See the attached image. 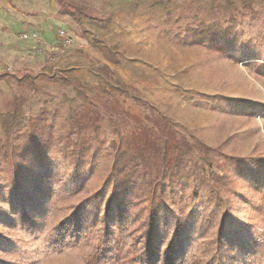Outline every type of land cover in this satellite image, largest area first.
<instances>
[{
	"label": "rangeland",
	"instance_id": "1",
	"mask_svg": "<svg viewBox=\"0 0 264 264\" xmlns=\"http://www.w3.org/2000/svg\"><path fill=\"white\" fill-rule=\"evenodd\" d=\"M47 1L0 0V56L5 59L9 48L19 44L30 57L28 63L24 61L19 65L24 67L22 70L11 69L12 76L0 80V135L3 139L6 137L2 117L13 110L17 96L26 101L22 122L13 129V143L22 141L24 132L30 130V118L38 115L41 108L47 110L46 123L52 127L54 138L73 129L74 117L83 106L98 110L99 139H104V143L97 154L98 161L90 181L77 192L73 201L87 193L97 181H104L105 173L114 162V149L109 143L116 138L119 129L124 132L129 129L117 123V118V121L114 117L111 119V115H117L110 112L109 116L105 111L107 108L79 96L80 91L91 96L95 93L91 87L97 83L105 84L97 70L102 64L99 60L102 53L92 42L95 38L120 51L123 57L117 68L122 78L135 82L146 98L169 115L178 135H186L194 146L198 139L209 146H219V150L210 153L207 163L202 160L201 152L193 151L187 155L204 166L200 167L202 174L229 176L232 161L227 155H240L244 162L257 157L264 159V71L251 68L246 61L233 59L227 52L199 44H185L177 37L182 36L186 28L200 22L228 28L234 21L237 35L232 45L237 44V52L241 53L246 46L250 53L264 56V0H74L86 5L95 16H81L76 21L67 15V18H53L36 26L28 24L26 18L12 7V4L23 7ZM26 24L30 25L29 37L24 39L21 33ZM32 33H38L40 41L31 39ZM1 68L0 64V71ZM27 78L32 85L27 84ZM77 82L88 87L78 91L74 87ZM106 90L108 93L103 97L122 110L123 119L130 127L149 129L152 126L154 121L150 110L130 96L109 91L107 87ZM216 95L222 100L210 99ZM226 98L235 104L236 100H241V109L254 106L258 115L225 110ZM89 131L93 136L91 143L96 142L93 128L90 127L87 133ZM76 134L71 142L61 139L57 143L71 149ZM55 148L51 149L53 154L58 150ZM0 164L4 167L3 170L0 168V180L7 182L11 176L3 153H0ZM62 183L57 184L61 186ZM184 189L188 188L184 186ZM231 189L227 192L216 189V192L231 205L227 216L229 234H236L244 245L245 251L237 249V243L233 244V264H264V185L259 187L236 175ZM168 190H164L165 195ZM35 199L40 200L39 196ZM65 201L66 198L56 200L57 203L53 201L36 232L27 231L18 223L13 225V221L7 224L0 220V236L5 238L0 243V260L10 264H86V259L90 264H137L131 258L134 247L142 243L140 238L143 236L135 231L137 223L133 222L127 225V229L109 230L112 232L109 236L105 232L104 237L99 236L97 228L85 226L87 230L82 238L70 239L63 248L54 246L49 238L51 227L63 211ZM171 207L178 209L175 203H171ZM210 207L204 209L205 214L212 210ZM0 210L10 211L6 194L0 196ZM7 217L12 218V214L8 213ZM134 217L139 218L138 215ZM86 224L91 222L86 221ZM204 225L202 234L191 232L183 248L178 250L183 264L217 263L214 258L219 249L214 237L217 225ZM102 242L112 248L105 251L107 257L101 258L107 261L99 263L95 260L99 259Z\"/></svg>",
	"mask_w": 264,
	"mask_h": 264
},
{
	"label": "trees",
	"instance_id": "2",
	"mask_svg": "<svg viewBox=\"0 0 264 264\" xmlns=\"http://www.w3.org/2000/svg\"><path fill=\"white\" fill-rule=\"evenodd\" d=\"M57 1L58 12L69 15L76 21L81 16H95L89 12L86 5L74 0ZM236 28L234 21L228 28L200 22L196 26L186 28L183 35L177 37L185 44H199L227 52L233 59L246 61L251 68L264 71V56L250 53L246 46L239 53L237 44L232 45L237 35ZM92 42L102 50L107 59L113 62H119L121 59L122 54L115 48L103 45L101 39L95 38ZM243 52L245 54H242ZM97 70L102 74L105 84L97 83L91 87L95 93L89 96L80 91L88 85L77 82L74 87L80 91L79 96L92 100L93 104L101 108H107L105 111L109 116L110 112L117 115H111V119L117 118L119 120H116L117 123L129 127L125 132L119 129L116 140L113 139L109 143L114 149V162L105 173L104 181H97L93 188L87 193H82L77 201H73L77 192L90 181L89 177L94 173L98 161L97 154L104 143V139H99L101 130L98 110H93L92 106H83L74 117L71 125L73 129L66 135L54 138L52 127L46 123L47 110L41 108L38 115L30 118V130L24 132L22 141L13 143L11 137L13 129L22 122V110L26 101L24 97L17 96L13 110L2 117L6 137L3 139L0 135V153L5 154L11 179L7 182L0 180V196L6 194L10 202V211L0 210V220L7 224L13 221V225L18 223L27 231L36 232L41 226L40 221L45 218L46 209H51L53 201L55 203L60 198H66L62 204L63 211L52 223L49 238L54 246L63 248L70 239L77 241L79 237L82 238L86 234L85 226H89L88 229L97 228L99 236L104 237L105 232L109 236L111 232L109 230L127 229V225L133 222L137 223L135 231L141 232L140 235L143 236L140 238L142 243L134 247L135 252L131 258V261L137 264H183L178 250L183 248L187 237L194 231L202 234L204 224L212 223L217 225L214 237L219 247L214 254L217 261L214 264H233L231 252L233 244L237 243V249L245 251L244 245L236 234H229L230 224H227V216L231 211V205L216 192V189L224 192L232 190L231 183L233 176L236 175L244 180L249 179L261 187L264 185V159L257 157L244 162L240 155H227V159L232 161L230 177L202 174L200 167L204 166L187 155L193 151L201 152L202 160L207 163L210 153L219 150V146H209L201 139L197 140L195 146L190 144L186 135L177 134L169 115L146 98L136 86L123 80L117 70L107 64H101ZM10 76L12 74L8 69L0 72V80ZM25 81L32 85L29 78ZM106 87L109 91L115 90L130 96L150 110L151 120L154 121L152 126L149 129L130 127L123 119L125 115L122 110L111 104L109 98L103 97L108 93ZM215 98L222 100L220 95L210 97ZM241 103V100H236L235 104L226 98L224 109L229 112L242 111L253 116L258 115L254 106L247 110L241 109ZM90 127L95 132L94 143H91L93 138L91 132L87 133ZM74 133H77L76 140L71 149L57 143V140L61 139L71 142ZM53 146L58 149L54 154L51 152ZM0 168L4 169L3 166ZM192 178L194 182L191 183ZM58 182L64 184L60 186ZM184 186L188 189L185 190ZM166 189H169L168 195L164 194ZM36 196H39V201L35 199ZM171 203L177 204L178 209H173ZM206 207L212 208L208 214L204 213ZM135 210L137 211L134 212ZM8 213L12 214V218L7 217ZM134 215H138L139 218L136 219ZM86 221L91 224H86ZM4 239L0 236V243L4 242ZM109 242L111 240L106 243ZM99 247L101 250L99 259L95 261L106 262L107 260L101 258L107 257L105 251L112 247L108 244L103 245V242ZM119 249H123V246ZM85 263L90 264V260L86 259ZM0 264L10 263L0 260Z\"/></svg>",
	"mask_w": 264,
	"mask_h": 264
},
{
	"label": "crops",
	"instance_id": "3",
	"mask_svg": "<svg viewBox=\"0 0 264 264\" xmlns=\"http://www.w3.org/2000/svg\"><path fill=\"white\" fill-rule=\"evenodd\" d=\"M12 5H13L12 7H15L14 10L17 11L21 16L26 18L25 21L29 22L28 24H30L31 26H36V24H38V23H40V24L48 23V22L52 21L53 18H67V15H62L58 12L59 5H58L57 0H48L47 2H40L37 4L30 3V4H27V6H23V7L15 6L14 4H12ZM28 24L24 25V27H23V28H25V31H27L28 28H30V25H28ZM43 27H45V26L43 25ZM5 29H6V27H5ZM31 39H33V38H31ZM37 41H39V40H36V42ZM111 48H114V46ZM9 49H10V51H9L8 57H5V59H4L2 56H0L2 58V59L0 58V62H2V63H0L2 66L0 72L5 71L6 69H8V70H11V69L12 70H18V69L20 70L21 69L22 70L24 67L23 66L19 67V65L24 64L25 63L24 61H26V63L29 62V60H28L30 58L29 55H27V52L25 50L21 49V46L19 44L15 45L14 48L10 47ZM99 50H101V49H99ZM117 51H119V50H117ZM101 53L102 54H101V56H99V60L102 61V64H107L112 69L117 70L120 77L122 78V76L120 74L121 73L120 69L117 68V66H118V64L121 63L123 56L121 57L119 62H113L104 56L102 50H101ZM5 64H6V66H5ZM4 68H6V69H4ZM123 80H125V79H123ZM126 82L131 83L137 87V84L135 82L134 83L129 82V81H126Z\"/></svg>",
	"mask_w": 264,
	"mask_h": 264
},
{
	"label": "built area",
	"instance_id": "4",
	"mask_svg": "<svg viewBox=\"0 0 264 264\" xmlns=\"http://www.w3.org/2000/svg\"><path fill=\"white\" fill-rule=\"evenodd\" d=\"M31 36H32V37H31ZM31 36H30L31 38L39 39V41H40V39H41V37L38 35V33H32ZM21 37H24V38L29 37L28 32H27V31H24L23 33H21Z\"/></svg>",
	"mask_w": 264,
	"mask_h": 264
}]
</instances>
